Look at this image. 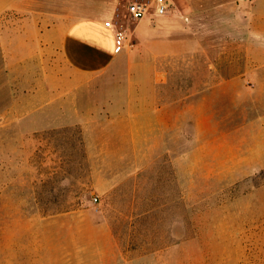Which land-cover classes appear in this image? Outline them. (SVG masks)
Here are the masks:
<instances>
[{"label":"rangeland","instance_id":"obj_1","mask_svg":"<svg viewBox=\"0 0 264 264\" xmlns=\"http://www.w3.org/2000/svg\"><path fill=\"white\" fill-rule=\"evenodd\" d=\"M94 1L36 13L91 15ZM217 25L199 27L211 54L136 53L150 67L101 77L89 101L68 91L35 118L0 119V264H264V85L220 84L247 58L249 24L227 23L226 51ZM118 91L131 113L110 109ZM151 93L168 112L145 109Z\"/></svg>","mask_w":264,"mask_h":264},{"label":"crops","instance_id":"obj_2","mask_svg":"<svg viewBox=\"0 0 264 264\" xmlns=\"http://www.w3.org/2000/svg\"><path fill=\"white\" fill-rule=\"evenodd\" d=\"M131 1L136 0H104L100 6L92 5L91 15L82 16L68 11L36 13L40 4L37 2L67 0H0V119L35 118L37 112L47 110L53 102H68L69 94H63L68 91L75 92L76 102L89 101L84 97V87L98 88L104 81L101 77L150 67L148 63H135L136 53L145 58L211 54L213 38L201 35L202 21L218 24L221 34L214 38L225 51L227 36L222 33L226 32L227 23L249 24L241 35L245 39L241 54L247 58L232 78H223L220 84H242L250 79L255 85H264V33L254 27L255 23H264V0H169L170 10L165 14L155 11L157 0H138L148 2L151 12L135 24L130 19L121 22L117 13L128 12ZM75 2L78 7L85 0ZM107 21L124 30L126 39L120 50ZM125 59L127 63L123 62ZM193 65L189 64L188 69ZM167 68L164 63L155 66L161 72ZM220 70L223 72L224 68ZM20 79L28 80L27 86L22 84L23 91ZM127 93L118 91L112 96L110 109L119 115L131 113L134 100L131 92ZM139 101L146 103L145 109L151 106L159 113L169 111L167 106H157L162 101L158 94L141 95ZM23 103L28 105L21 111Z\"/></svg>","mask_w":264,"mask_h":264},{"label":"built area","instance_id":"obj_3","mask_svg":"<svg viewBox=\"0 0 264 264\" xmlns=\"http://www.w3.org/2000/svg\"><path fill=\"white\" fill-rule=\"evenodd\" d=\"M152 6L145 1H131L128 4V12L133 20H140L151 12ZM155 11L159 14H165L169 10V0H157V6ZM106 26H108L115 38L116 48L120 50L126 39L124 30L119 27L116 23L112 21H107Z\"/></svg>","mask_w":264,"mask_h":264}]
</instances>
